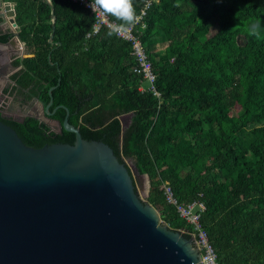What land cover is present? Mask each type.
Here are the masks:
<instances>
[{"label": "trees", "instance_id": "trees-1", "mask_svg": "<svg viewBox=\"0 0 264 264\" xmlns=\"http://www.w3.org/2000/svg\"><path fill=\"white\" fill-rule=\"evenodd\" d=\"M8 1L16 3L20 38L31 51L13 60L22 67L5 92H22L23 103L35 97L47 105L52 98L50 118L63 121L64 105L84 139L107 143L121 162L134 158L139 173L150 178L149 202L172 229L191 232L192 226L167 202L165 181L179 201H202V225L219 264H264V0H153L141 39L159 97L139 89L130 42L108 36L107 27L87 37L94 17L82 5ZM146 1L134 0L137 12ZM256 22L260 33L253 36ZM212 26L217 31L210 36ZM11 35L0 32V42ZM161 39L169 43L158 60ZM236 105L243 112L241 125H255L251 141L235 135ZM122 115H130L126 127ZM0 120L32 147L75 142V133L35 116L16 118L0 109ZM206 157L212 165H205ZM213 167L218 177L211 183L193 175Z\"/></svg>", "mask_w": 264, "mask_h": 264}, {"label": "water", "instance_id": "water-1", "mask_svg": "<svg viewBox=\"0 0 264 264\" xmlns=\"http://www.w3.org/2000/svg\"><path fill=\"white\" fill-rule=\"evenodd\" d=\"M11 23L0 55L9 48L12 59L25 57L14 16ZM52 102L41 106L47 118ZM62 107L63 121L53 120L75 133L73 144L32 147L0 120V264H202L194 237L141 200L137 166L133 172L110 145L84 139Z\"/></svg>", "mask_w": 264, "mask_h": 264}, {"label": "rangeland", "instance_id": "rangeland-1", "mask_svg": "<svg viewBox=\"0 0 264 264\" xmlns=\"http://www.w3.org/2000/svg\"><path fill=\"white\" fill-rule=\"evenodd\" d=\"M4 1H8V0H0V8H1V6H3V8H2L3 13H4V5H7V4L3 5ZM10 2L13 4L14 18L16 20V3L14 1H10ZM8 14H10V12H8ZM5 18H6V15L4 17H0L1 23L3 21H5V23H2V24L0 23V32H2V31L3 32H10L11 31L10 26H12V24H11L12 18L11 17L8 19H5ZM16 22H17V20H16ZM14 30L20 31L21 26L17 23V27ZM216 31H217V27L212 26L210 29L209 35L211 36V35L215 34ZM239 42L240 43L245 42L244 38L239 37ZM168 43H169V41L167 39H163V40L161 39L157 42V44L155 46L156 59L159 60L160 56L166 52ZM5 50L7 51V54L2 55V59L0 61V99L4 98V101H5V103H3L5 105V107L2 108L4 113L12 115L16 118H22L26 115L32 114L34 116L39 117V119L47 121L48 123H50L51 126L55 130H59V126L56 123V121H51L49 118H47L44 115V112L41 108L42 102L38 98H35V97L28 98L26 103L19 104V102L16 101V99L17 98L18 99L24 98L22 92H20V91L14 92L12 89H11L12 90L11 93H6L4 91V89L6 90V89L11 88L10 85L13 82L11 80L12 71L14 69L17 70L18 68L22 67V65L20 67L14 66V64H12V62L15 58L14 59H12V58L15 56V54L9 48H7ZM30 51L31 50L29 49V47L24 45V53L28 54ZM242 114H243V112L240 109L239 105L234 106V108L231 111V115H233V117L235 119H237L236 121L238 123L237 124L238 129H237V132L235 133V135L237 136V139L244 140V141H251L254 137L251 130L255 125L250 124V125L242 126L240 123ZM120 119L122 121L123 127H126L130 122V115H123L120 117ZM231 129H232L231 126L227 128L228 131H231ZM232 137L234 138L233 131H232ZM124 161L127 164V166L134 172L133 169L136 166L135 159L134 158H125ZM203 162L205 163V165L210 166L213 164V158L212 157H206L203 159ZM204 173H207V176H201ZM217 173H218L217 167L210 168L209 170L205 169V168H197V169L193 170V175H195L196 178L201 177L202 180H206L209 183H211L214 179H216L218 177ZM133 179H134V183H135V186L137 188V191H138V194H139L141 200L153 205L152 203L149 202V195H150V190H151V183H150L149 176L147 174H140L139 173V174H134ZM153 206L157 209L160 220L162 222H164L166 225H168V227H170L169 224L161 216L160 209L158 207H156L155 205H153ZM171 208L172 207H170L168 205L161 206V209H163L168 215H169V213H171V214L173 213Z\"/></svg>", "mask_w": 264, "mask_h": 264}, {"label": "built area", "instance_id": "built-area-1", "mask_svg": "<svg viewBox=\"0 0 264 264\" xmlns=\"http://www.w3.org/2000/svg\"><path fill=\"white\" fill-rule=\"evenodd\" d=\"M72 1L82 5L94 17L92 30L87 34V37L98 33L103 27L110 29L113 23H118L110 16L105 17L99 11L96 13L93 12L92 8L89 6L91 4V0ZM151 2L152 0H147L139 9L137 12L138 21L133 27H130L127 31H121L119 34H116V36L131 43V54L135 59L133 71L141 77L139 89L141 91L151 90L154 95L159 97L161 93L156 89V73L149 54L147 53L141 39L143 29L146 27L145 16L147 8ZM27 55L28 54H26V56ZM3 103H5L4 98L0 99V109L5 107ZM162 188L167 202L173 205L179 216L192 226L191 232H187L184 229H181L180 231L183 233H189L194 237L197 248L200 252L202 264H219L217 260V252L210 242L207 230L204 228L201 221L202 213L205 210L204 203L200 200L192 202L179 201L168 181L163 183Z\"/></svg>", "mask_w": 264, "mask_h": 264}, {"label": "clouds", "instance_id": "clouds-1", "mask_svg": "<svg viewBox=\"0 0 264 264\" xmlns=\"http://www.w3.org/2000/svg\"><path fill=\"white\" fill-rule=\"evenodd\" d=\"M93 12L99 11L105 17H113L119 23H113L107 32L108 36L119 34L121 31H127L133 27L137 21V11L134 0H91L89 5ZM259 22L250 27V35L258 36L260 33Z\"/></svg>", "mask_w": 264, "mask_h": 264}, {"label": "bare ground", "instance_id": "bare-ground-1", "mask_svg": "<svg viewBox=\"0 0 264 264\" xmlns=\"http://www.w3.org/2000/svg\"><path fill=\"white\" fill-rule=\"evenodd\" d=\"M4 4H7V5H5V7L9 9V12H10L9 16H10V17H13V16H14V8H13V5H12L11 3H4ZM4 4H3V5H4ZM7 15H8V14H7ZM17 44H18V41L15 42V45H13V47H14V48H17V47H18V46L16 47ZM19 46H20V45H19ZM20 47H21V46H20ZM20 47H18L17 49H19Z\"/></svg>", "mask_w": 264, "mask_h": 264}, {"label": "flooded vegetation", "instance_id": "flooded-vegetation-1", "mask_svg": "<svg viewBox=\"0 0 264 264\" xmlns=\"http://www.w3.org/2000/svg\"><path fill=\"white\" fill-rule=\"evenodd\" d=\"M8 12H9V9L6 8L5 5H4V13H3V14H4V16L6 15V18H5V19L10 18ZM7 14H8V15H7ZM2 32H3V31H2ZM19 45H20V43L18 42V44L16 45V47H17V46L20 47ZM18 47H17V48H18ZM1 59H2V58H1V56H0V61H1ZM20 66H21V65H20ZM20 66H19V67H20ZM49 119H50L51 121H54L52 118H49ZM46 122H47V121H46ZM49 124H50V123H49ZM50 125H51V124H50Z\"/></svg>", "mask_w": 264, "mask_h": 264}, {"label": "crops", "instance_id": "crops-1", "mask_svg": "<svg viewBox=\"0 0 264 264\" xmlns=\"http://www.w3.org/2000/svg\"><path fill=\"white\" fill-rule=\"evenodd\" d=\"M5 49H7V48H4V49H3V51H2V53H1V55H0L1 58H2V55H6V54H7V51H6ZM3 52H4V53H3ZM15 71H16V69H14V70L12 71V74H13ZM13 85H14V83L12 82L11 85H10V87H12ZM4 91H5V89H4ZM13 97H14V96H13ZM22 100H23V99H21V98H20V99H18V98L16 99V101H18L19 104L23 103ZM18 102H17V103H18Z\"/></svg>", "mask_w": 264, "mask_h": 264}]
</instances>
